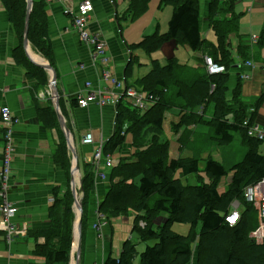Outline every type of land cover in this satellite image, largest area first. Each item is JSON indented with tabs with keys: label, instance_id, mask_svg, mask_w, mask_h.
<instances>
[{
	"label": "trees",
	"instance_id": "obj_1",
	"mask_svg": "<svg viewBox=\"0 0 264 264\" xmlns=\"http://www.w3.org/2000/svg\"><path fill=\"white\" fill-rule=\"evenodd\" d=\"M1 1L17 36L12 58L34 82L33 95L38 97V93L47 89L49 77L45 70L33 65L25 55L23 31L26 2ZM125 1L128 2V8L121 19L126 22L135 21L148 10L149 0ZM236 2L209 0L206 19L208 28L216 37L217 45L214 46L202 38L198 0H161L159 9L172 8L167 31L161 33L157 28L140 42L130 45L129 50L142 51L150 56L172 42L195 53L207 54L214 63L224 66L226 71L231 70L234 62L229 54V36L238 31L239 17L234 13ZM45 8L46 4L42 0L33 1L27 37L34 50L55 68ZM224 8L230 19L220 21ZM262 45L260 40L259 46ZM243 50L247 52V47L241 46L240 54ZM136 64V58H131L126 68V79L131 76ZM229 77L230 74L208 76L205 68L193 70L173 58L164 65L154 61L149 73L132 85L141 93L152 96L155 100L152 105L140 111L122 105L121 100L116 104L114 132L104 143L103 156L114 159L127 145V138L133 152L114 163L108 177L109 190L97 209L107 219L127 216L130 212L135 215L132 232L140 242H154V245L146 246L140 254L139 264H191L195 242L198 250L197 264H264V242L255 245L247 238L249 230H252L250 217L256 211L252 203L244 199L246 187L264 180V156L261 152L264 138L259 140L250 137L247 129L242 127L246 119L249 122L258 119L256 105L264 102V95L258 98L248 113L242 102L241 86L232 89L228 101ZM73 103L76 101L72 99L70 104ZM230 104L237 108L233 109ZM59 107L62 111L61 98ZM171 110L178 112V122L170 125L174 133L189 126L206 125L212 132L210 140L222 147L231 145L235 135H239L245 147L240 150L241 160L225 168L223 162L206 159L203 172L208 183L198 177L200 167L196 157L179 156L169 160V142L162 137L165 114ZM228 116H232V119ZM37 118L46 129L57 133L52 159L64 171L66 184L52 191L53 203L47 213L48 228L30 231L27 237L35 242L33 256L44 259V264H69L74 222L73 197L69 190L70 154L51 102L37 108ZM190 136L189 132L187 137ZM180 139L178 150L181 153L183 144ZM82 168L83 235L97 173L89 163ZM192 174L197 175L199 184H183L182 179ZM228 174H231V179L222 191L221 180ZM154 196L157 198L151 203ZM233 201L239 202L240 219L236 225L229 226L224 222L223 215L228 213V207ZM158 219L163 221L162 226L157 225ZM257 220L252 231L258 228ZM140 221L145 224L143 228L139 227ZM175 224L189 226L188 234L184 236L172 231ZM39 240L42 242L39 243ZM246 241L249 243L248 248L245 246ZM136 255V244L128 240L121 245L119 257H108L104 264H134Z\"/></svg>",
	"mask_w": 264,
	"mask_h": 264
},
{
	"label": "crops",
	"instance_id": "obj_2",
	"mask_svg": "<svg viewBox=\"0 0 264 264\" xmlns=\"http://www.w3.org/2000/svg\"><path fill=\"white\" fill-rule=\"evenodd\" d=\"M80 1L71 0L66 6L59 3L46 5L45 13L48 18V36L53 49L56 88L59 98L63 102V114L61 109L60 112L71 132L75 150L79 151L77 157L80 166L79 173L82 177V167L90 162L93 151L97 147V141L102 139L105 143L113 135L115 107L105 104L100 108L101 106L91 102L88 107L80 108L77 105L76 97L73 96L75 93L83 97L87 96L86 83L91 84V91L113 88L111 84L101 80L100 67L93 65L90 50L73 30L72 16L66 13V9L69 8L75 11ZM90 1L93 11L87 29L90 33L96 32L103 35L106 43V57L110 60L108 68L111 75L117 81L123 82L126 87L135 88L132 85L149 73L151 63L154 61L164 65L173 58L179 64L188 66L190 69H204L202 55L172 42L165 44L150 56L145 54V57L142 55L144 54L142 51L131 52L129 50L130 45L140 42L145 36L154 33L157 28L161 33L167 31L172 8L169 6L159 9L161 0H149L146 13L133 22L121 19L128 8V2L125 0ZM237 1L234 13L239 17L238 31L236 35L229 36V54L233 58V65L241 64V67H232L230 70L227 99L230 101L229 95L235 87V82H240L242 84V102L249 113L252 109L251 106H255L258 98L264 95V0ZM198 3L202 38L216 46L215 34L208 28L206 19L209 0H198ZM221 13L223 15L220 21L230 19L225 8ZM12 27L8 12L0 0V109L8 108L14 118L18 120L14 127V154L9 182L11 187L9 200L18 210L13 223L22 231L20 238L7 245L4 240L5 233L0 230V264H44V259L33 256L35 242L27 237V233L48 228L47 213L51 205L49 200L52 197V191L55 187L63 188L65 186L66 175L53 163L52 159L57 143L56 131L46 129L37 118V108L45 106L48 102L52 103V101L48 97L47 89L38 93V97L33 95L35 92L33 90L34 82L26 76L24 69L14 62L12 52L17 45V36ZM206 30L208 33L206 32L203 36V32ZM253 35L258 36L263 43L262 46L251 45ZM246 45L249 46V49L247 52L243 50L240 54V47ZM27 53L34 62L47 63L30 43ZM134 57L138 65L133 67L131 76L126 79V68L131 58ZM182 57H186V61L191 62V65L181 63ZM249 61L254 63V67L246 66V62ZM80 65H83V68L79 67ZM238 75H248V79L240 80ZM72 99L76 101L75 104H70ZM120 103L126 105L127 102L121 100ZM229 106L233 109L237 108L234 104ZM256 108L258 118L256 120L263 124L264 102L257 103ZM173 113L174 117H178L176 110ZM192 127L190 126V128ZM187 130L188 128H182L176 131V139L183 131L187 133ZM89 132L93 134L95 143L83 145L81 140ZM192 145L194 144L192 143ZM2 147V126H0V167ZM182 148L181 153H188V156L183 158L196 156L195 150L192 149L194 147ZM132 152L131 146L127 143L123 152H120L122 155L116 154L115 156L118 157V160L120 157L130 156ZM261 152L264 156V147ZM241 158L242 156L238 161ZM235 163L227 162L229 166ZM105 173L108 177L109 171L106 170ZM76 179L78 182L80 181L78 177ZM108 190V178L106 181H99L95 178V192L91 197L87 224L83 235L81 233L82 249L78 256V264H104L108 257L118 258L122 245L120 242L123 243L125 239L133 240L132 228L135 215L131 213L125 217H117L119 219H106V226L101 232H98V235L97 231L93 229L96 220L95 205L104 200ZM220 190L223 191L224 188H220ZM122 228L125 230L123 236L120 235ZM113 238H117V243L112 248ZM38 242L41 243L42 240ZM75 243L76 246L77 237ZM75 259L77 256L71 255L69 264H74Z\"/></svg>",
	"mask_w": 264,
	"mask_h": 264
},
{
	"label": "built area",
	"instance_id": "obj_3",
	"mask_svg": "<svg viewBox=\"0 0 264 264\" xmlns=\"http://www.w3.org/2000/svg\"><path fill=\"white\" fill-rule=\"evenodd\" d=\"M46 5L52 3H59L66 6L71 0H42ZM66 13L72 16V28L78 34L79 39L82 43L90 50V57L94 66L100 67V78L105 83L111 84L112 90L118 93V97L114 100L110 93V89L94 90L91 91V84L86 83L85 87L88 89V95L83 97L77 95V105L80 108L88 107L89 103L96 102L99 106L101 104H114L116 106L120 100L126 101V105L131 108H136L140 111H145L154 102V98L146 93H141L135 88H127L125 84L121 81H117L112 77L111 72L108 68L110 61L102 62L100 58L106 60V43L102 37V34L90 33L87 29L90 15L93 11V6L90 0H81L76 10L69 8L66 9ZM249 62H246V65ZM205 68L211 75L222 74L224 71V66L214 63L211 59L206 58L204 60ZM250 66V65H249ZM83 68V67H81ZM17 119L14 118L11 111L8 108H2L0 110V126L3 129V139H2V162L0 167V230L5 233V242L7 245L15 242L22 235V231L15 226L11 220L14 218L15 205L9 200L8 193L10 191V178L12 174V157L14 154V127L17 124ZM243 126L247 129V135L259 140L264 138V126H262L257 121L249 122L248 119L245 120ZM125 129V128H124ZM83 145H92L95 143V139L92 133H87L81 140ZM103 146L104 142L102 139L97 141V147L93 151L90 164L92 165L94 171L97 173L96 179L99 181H106L105 173L103 171L109 170L113 167L114 161L108 156H103ZM100 172V174H98ZM249 192V190H248ZM245 200L248 203L255 205L256 200L253 195L248 198L246 195V190L244 192ZM50 204L53 203V198L49 200ZM258 203V202H257ZM99 202L96 203L95 211V224L93 229L97 232L106 226V217L104 214L98 211ZM258 205H261L258 203ZM262 208V207H261ZM264 209V208H262ZM240 214L238 212H229L225 216V223L229 226H234L239 222ZM143 225H145L143 223Z\"/></svg>",
	"mask_w": 264,
	"mask_h": 264
},
{
	"label": "rangeland",
	"instance_id": "obj_4",
	"mask_svg": "<svg viewBox=\"0 0 264 264\" xmlns=\"http://www.w3.org/2000/svg\"><path fill=\"white\" fill-rule=\"evenodd\" d=\"M25 2H26V0H25ZM204 32H203V36L206 34V32L208 33L207 30L204 31ZM211 34L213 35L212 32H211ZM102 37H103V35H102ZM213 40H214V37H213ZM259 41H260V39L258 38V36L257 35H253L252 36V43H251V45H259ZM246 47H247V49H249V46L248 45H246ZM198 54H200V56L201 55L203 56V66L205 68L204 60H206V58H209V59H211V58L207 54H203V53H198ZM142 55L145 57V54H142ZM100 59H101L102 62L110 61L107 57H106V60H104L103 58H100ZM180 62L181 63L188 64V65H191V62L186 61V57H182V59H180ZM47 63H49V62L47 61ZM248 64L250 65V67H254V63L252 61H249ZM249 65H246V66H249ZM79 67H83V65H80ZM232 67L240 68L241 67V64H237V65L235 64V65H232ZM45 72H46L47 75H49L47 71H45ZM205 73L208 76H212L211 74H209V72H208V70L206 68H205ZM230 73H231L230 70L226 71V69L224 68V71H223L222 74H230ZM238 78L240 80H247L248 79V75H238ZM235 83H236L235 84V87H240L242 85L240 82H235ZM47 91H48V97L53 102L52 96L50 95L51 92L49 91L48 87H47ZM110 93L112 95V99L113 100L119 96L118 93L114 92L112 89L110 90ZM73 96L75 98L77 96V93H75V95H73ZM92 103L95 104V105H98L96 102H92ZM111 105L113 106V108L114 107L116 108V106L114 104H111ZM103 106H104V104H101V107L100 108H102ZM0 110H2V109H0ZM173 112H174V110H171V111H169V112L166 113V115H165L166 118L164 119V123H163V137L162 138L165 139V140H167L169 142V160L170 159H173V158H176V157H178L180 155L182 157L188 156V153L187 152L180 153L178 151V149L180 147V141L178 139H179V137H181L180 140H181V143L183 144V147L188 146L189 149H190V147H194L192 149L195 150V152H196V156L195 157H196V159H197V161L199 163V167H200V171L198 173V177L202 178V180H203L204 183H208V179L205 176V173L203 172V170H204V164L206 162V159L212 158V159H214L217 162H221L222 161L223 162V166L225 168H230V166L227 164V162H229V163L232 162V161L233 162H238L239 156H240V150H242V149L245 148L244 146H242V144L240 142L239 135H235V138H234L233 143L231 145H228V146H225V147L216 146L210 140V136H212V132L210 131L209 127L206 126V125H199L198 127H194V126L192 128H190V126L187 127L188 128L187 133H185V131H183L180 134V136L178 137V139H176V132L174 133L172 131L171 127H170L171 123H177L178 122V117H174L173 116L174 115ZM208 113H209V111H208ZM62 114H63V111H62ZM228 118L229 119H232V116H228ZM242 127H244L243 124H242ZM189 132L191 133V136L190 137H187V134ZM2 139H3V129H2ZM128 142H129V139L127 138L126 139V143H128ZM177 143L179 144V147H178V144ZM192 143L194 145H192ZM262 147H264V145ZM67 150H68V148H67ZM122 152H123V150H122ZM78 153H79V151L76 150V154L77 155H78ZM203 154H206V155H203ZM119 155H122V153H120ZM117 158L118 157L114 156V159L113 160L115 161V160H117ZM70 164L72 166L71 156H70ZM79 175H80V173H79ZM176 176H178V173L176 174ZM77 177H78V179H80L81 178V175L80 176L77 175ZM105 177H106V174H105ZM230 179H231V174H228L227 176L223 177L222 180H221V183H220V188L221 189L222 188H225ZM76 181L78 183V180H76ZM182 182H183V184H188V185H197V184H199V181L197 180V175L196 174L188 175L187 177H185L183 179ZM69 190H70V183H69ZM248 190H249V192H248ZM9 194H10V191L8 193V197H9ZM246 195H247L248 198H251V196L253 195L254 199L256 200L255 205L252 204V206H253L254 210L256 211L257 216H256V213L253 212V214L250 217V225H251L252 230L256 226V223H257L256 220H257V218H258L257 221H259V225H258L257 230L256 231L255 230L254 231L249 230V232L247 234V238L253 244L260 245V244H262L264 242V209H262V208H264V180H262V181H260V182H258L256 184H254V185H250V186L246 187ZM79 197H80V199L82 198L81 193L78 196V201L81 203V200L79 199ZM156 198H157V196H154L153 199H152V201H151V203ZM244 199H245V197H244ZM257 202L259 204H261V205H258ZM228 209H229L228 213L229 212H238L239 213V210H240L239 202L233 201L230 204V206L228 207ZM17 212H18V210L15 209L14 217H15V215H16ZM72 213H73V216H74V222H73V225H74V223L76 221V217H77V211L75 210V207H74V198L72 200ZM130 213L133 214L132 212H130ZM227 214H224L223 215L224 222H225V216ZM120 217H123V216H120ZM119 218L115 217L114 219H119ZM13 219L11 220L12 223H13ZM162 223H163L162 220H160V219L157 220V225L158 226H162ZM144 226L145 225H143V222L140 221L139 222V227L140 228H143ZM188 227L189 226H187V225L175 224L172 227V231H174L177 234L186 236L187 233H188ZM154 228H156V227L154 226ZM124 231H125L124 228H122L121 229V232H120V235L121 236H123L125 234ZM71 233H72V235H71V237H72V244H71V250H70V257H71V255H74L75 254L76 249H80V254H81V249H82V245H81L82 244V241L79 242L78 239H77V245L75 246V244H76L75 241L76 240L73 239V233H74V228L73 227H72V232ZM97 235H98V232H97ZM125 241H127V239H125L123 241V243ZM131 241L134 244H136V251H137V255H136L135 263L134 264H139V256H140V254L143 252V250L146 248V246H149L150 247L153 244V242H151V241L150 242H145V243L144 242H140L139 239H138V236L135 233H133V240H131ZM116 243H117V238H113V240H112L113 246L111 244V247L113 248ZM123 243L120 242V244H123ZM120 244H119V246H120ZM79 245H80V247L78 248ZM119 246H118V248H119ZM245 246H246V248L249 247V243L247 241H246V245ZM72 247L74 248V251H73V248ZM196 248H197V245H196V242H195L193 244V249H192V261H191V264H197V260H198V250ZM76 262H77V259L74 260V264Z\"/></svg>",
	"mask_w": 264,
	"mask_h": 264
},
{
	"label": "water",
	"instance_id": "obj_5",
	"mask_svg": "<svg viewBox=\"0 0 264 264\" xmlns=\"http://www.w3.org/2000/svg\"><path fill=\"white\" fill-rule=\"evenodd\" d=\"M32 5H33V0H26V16H25L24 31H23V48H24L25 55L28 58V60L33 65L47 71L49 74L48 75L49 76V85L48 86H49V89L51 92L50 95L52 96V99H53L54 111L57 115L59 127H60V129H61V131L65 137L66 146L68 148L69 154H70L71 159H72V166H71V170H70V190H71V194L74 198V207H75V210L77 211L76 221L73 225V228H74L73 239L76 240V237H77V239L80 242L81 233H82L83 211H82V205L78 201V196L81 193V179H79L80 181L78 183L76 181L77 175L80 176L79 175L78 157L76 154L74 140L72 138L71 132L68 129V127L66 126V123H65V121L61 115V112H60L59 94H58V91L56 88V73H55L54 69L48 63L38 64V63L34 62L29 57V55L27 53V50L29 47L27 34H28V26H29V16H30L31 11H32ZM79 199H80V197H79ZM79 247H80V245L78 246V248ZM73 251H74V248H73ZM75 255H77V262L75 264H78V256H80V249H76Z\"/></svg>",
	"mask_w": 264,
	"mask_h": 264
},
{
	"label": "clouds",
	"instance_id": "obj_6",
	"mask_svg": "<svg viewBox=\"0 0 264 264\" xmlns=\"http://www.w3.org/2000/svg\"><path fill=\"white\" fill-rule=\"evenodd\" d=\"M95 207H96V205H95Z\"/></svg>",
	"mask_w": 264,
	"mask_h": 264
}]
</instances>
